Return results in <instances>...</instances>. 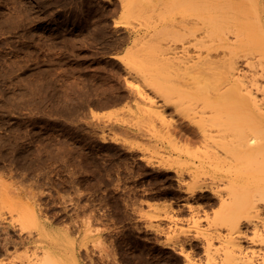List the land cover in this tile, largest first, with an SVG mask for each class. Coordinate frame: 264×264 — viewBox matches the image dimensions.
<instances>
[{"label":"rangeland","instance_id":"obj_1","mask_svg":"<svg viewBox=\"0 0 264 264\" xmlns=\"http://www.w3.org/2000/svg\"><path fill=\"white\" fill-rule=\"evenodd\" d=\"M168 1L0 0V264L39 262L49 250L56 264H187L181 244L193 264H220L231 249L214 238L227 232L218 223L225 200L214 196L226 177H177L185 153L173 161L181 141H168L166 117L180 118L164 108V88L213 55L164 29L189 14L169 12ZM222 1L243 27L255 11L264 21V0ZM242 60L237 72L248 83ZM233 87L240 94L233 84L226 97L243 124L252 113ZM192 186L206 189L190 194ZM248 197L260 205L247 213L254 223L262 200ZM253 226L240 227V256L258 264L264 243Z\"/></svg>","mask_w":264,"mask_h":264},{"label":"bare ground","instance_id":"obj_2","mask_svg":"<svg viewBox=\"0 0 264 264\" xmlns=\"http://www.w3.org/2000/svg\"><path fill=\"white\" fill-rule=\"evenodd\" d=\"M221 2L223 1L170 0L166 4L169 6V12H178V10L173 11L174 8L181 7L189 14L180 20H174L173 23L165 26L164 29L166 31L170 30V32L181 31L187 41H192L197 48L204 47L206 56L213 55L210 60L208 59L209 64L205 67H198L195 73L193 71L189 74L187 72L182 74L180 76V86L169 85L168 83L171 84L172 82L170 80L169 82L167 81L169 86H165V91L163 92L165 97L164 108L173 106L174 112L172 113L180 119L186 120L187 124H183L184 122L180 119H178L180 121L178 123L177 119L168 116L166 117H170L168 124H171L166 125L168 127L166 128V133L169 142L177 144V142L181 141L180 147H177L178 152H176V154H180L176 157V161H173L176 163L178 161L181 162L179 160L182 157L181 153H183V156L185 153L183 162L178 163L180 169H177V172L175 171L178 173L177 177H180V180V175L182 174H187L192 179H196L201 175L211 173L212 175H219L221 177L225 176L228 181L224 192L214 191L216 199H221V201L225 200L226 206L218 214V221H220L218 223L224 224V227L227 229L225 236H223L224 238L220 236L222 234L214 238L224 241L226 245L231 246V249L227 253L223 252L222 256L224 257L221 258L224 259L220 264H256L253 260H246L240 256L242 253V245L240 246L239 240L246 237L242 233L243 231L241 232L240 230L241 225L252 224L255 229L254 233L259 234L258 232L260 231L259 235H261L262 242L264 243V216L258 218L257 222L253 223L247 215L251 207L258 208L260 206L258 203L250 200L248 197L249 193L250 196L257 194V197L262 200V208L264 209V86H261L259 82L264 78V21L261 20L262 17L258 11L254 12L251 10L252 13L254 12L253 16L246 20L245 26L243 27L240 20L234 14L230 15L228 5L222 6L223 4L221 5ZM251 3L255 2L252 1ZM248 7L252 6L250 5ZM192 10L198 13L197 16L191 13ZM254 23L258 27L249 29L250 27L248 26ZM245 44L252 46L249 47ZM197 51L198 49H195L196 55H194L196 57H198ZM226 55L229 57L227 63H224L222 67L218 66L215 60L224 61L222 57ZM233 55H236L235 59L230 58ZM194 58L193 55H188L184 59H181V61L184 63L185 61H192ZM239 58L243 59L242 62L249 68L248 83L241 80L237 72V59ZM215 74L220 77L214 78L216 77ZM233 84H240L241 88L239 94L233 87L234 90L231 92V96L235 95V101H237L236 98L238 96H240L238 98L239 100L244 99L252 113L253 118L249 121H244L243 124L238 119V108L231 107L229 104L232 102L229 97H226V93L228 92L227 86ZM254 90L255 92L262 93L261 100H256ZM184 91L185 95L183 93ZM171 127L173 129L175 128L177 132L170 129ZM178 133L180 136L179 139L176 136ZM195 140L199 141V148L196 147V151L194 148L193 153L189 154L190 142H194ZM172 155L173 153L170 149L166 150L167 158H170ZM170 167L172 166L170 165ZM198 168L202 169L199 170ZM179 179L178 181H180ZM205 189L206 187L204 186L188 187L190 194ZM187 206H191V204ZM28 215L30 214L27 213L26 218H28ZM171 223L173 224L175 221H171ZM154 231L156 232V230ZM159 231L156 233H159ZM28 233L31 234V232ZM177 245L174 247L177 248ZM178 246L180 252L187 260V264H193V260L190 259L191 257L188 251H184L186 248L182 244ZM235 247H237V250ZM1 249L0 255H2ZM49 252L48 255L45 254L47 257L45 260L40 261V259L39 262H34L33 259H30L27 264H46L49 258L51 259L48 264L55 263L53 260L54 257L50 255L52 253L51 250ZM216 264L218 263L216 262ZM258 264H264V253L260 257Z\"/></svg>","mask_w":264,"mask_h":264}]
</instances>
